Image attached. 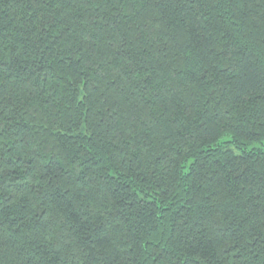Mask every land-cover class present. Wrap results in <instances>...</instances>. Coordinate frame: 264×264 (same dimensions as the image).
<instances>
[{"label": "trees", "instance_id": "16d2710c", "mask_svg": "<svg viewBox=\"0 0 264 264\" xmlns=\"http://www.w3.org/2000/svg\"><path fill=\"white\" fill-rule=\"evenodd\" d=\"M0 264H264V0H0Z\"/></svg>", "mask_w": 264, "mask_h": 264}, {"label": "rangeland", "instance_id": "374dc122", "mask_svg": "<svg viewBox=\"0 0 264 264\" xmlns=\"http://www.w3.org/2000/svg\"><path fill=\"white\" fill-rule=\"evenodd\" d=\"M261 146V145H260Z\"/></svg>", "mask_w": 264, "mask_h": 264}]
</instances>
